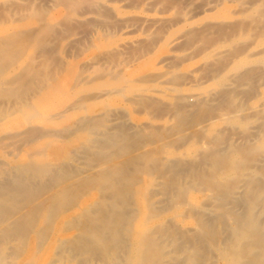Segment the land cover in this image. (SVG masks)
Listing matches in <instances>:
<instances>
[{
    "label": "bare ground",
    "instance_id": "1",
    "mask_svg": "<svg viewBox=\"0 0 264 264\" xmlns=\"http://www.w3.org/2000/svg\"><path fill=\"white\" fill-rule=\"evenodd\" d=\"M0 264H264V0H0Z\"/></svg>",
    "mask_w": 264,
    "mask_h": 264
}]
</instances>
